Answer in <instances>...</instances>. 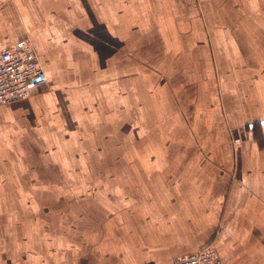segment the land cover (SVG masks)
Wrapping results in <instances>:
<instances>
[{"label": "crops", "instance_id": "0c3cea01", "mask_svg": "<svg viewBox=\"0 0 264 264\" xmlns=\"http://www.w3.org/2000/svg\"><path fill=\"white\" fill-rule=\"evenodd\" d=\"M22 38L48 83L0 104V264H264V0H0Z\"/></svg>", "mask_w": 264, "mask_h": 264}, {"label": "built area", "instance_id": "2783aa9c", "mask_svg": "<svg viewBox=\"0 0 264 264\" xmlns=\"http://www.w3.org/2000/svg\"><path fill=\"white\" fill-rule=\"evenodd\" d=\"M47 83L48 75L31 39L22 38L0 51V104L28 97ZM173 264L224 263L218 251L207 246L177 256Z\"/></svg>", "mask_w": 264, "mask_h": 264}, {"label": "rangeland", "instance_id": "374dc122", "mask_svg": "<svg viewBox=\"0 0 264 264\" xmlns=\"http://www.w3.org/2000/svg\"><path fill=\"white\" fill-rule=\"evenodd\" d=\"M188 46H189V45H188ZM188 46H187V47H188ZM191 49H193V48H191ZM191 55L193 56L194 53L191 52ZM187 62H188V64L190 65V67H192V66L194 65V59H193V58L189 59ZM178 64H179V63H177L176 60H174V61L171 62L170 67H174L175 65H178ZM191 70H193V68H191ZM161 78H163V76H159V77H158V79H157V83H159V82L161 81ZM187 81H189V80H187ZM191 85H193V80H192V82H190V83L188 82V83H187V86H188V87L191 86ZM176 98L178 99V95H176ZM177 99H176V100H177ZM174 106H176V105H174ZM176 110H178V108H176ZM236 138H237V137H234V139H233V142H234L233 145H234V146H236V143H235V142L238 143V141L235 140Z\"/></svg>", "mask_w": 264, "mask_h": 264}]
</instances>
